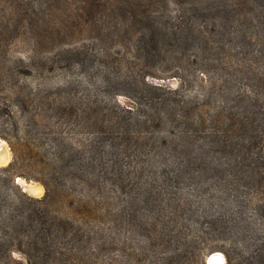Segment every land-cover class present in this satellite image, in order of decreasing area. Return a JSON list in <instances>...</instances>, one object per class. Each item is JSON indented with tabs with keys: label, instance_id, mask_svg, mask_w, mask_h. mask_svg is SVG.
Wrapping results in <instances>:
<instances>
[{
	"label": "rangeland",
	"instance_id": "374dc122",
	"mask_svg": "<svg viewBox=\"0 0 264 264\" xmlns=\"http://www.w3.org/2000/svg\"><path fill=\"white\" fill-rule=\"evenodd\" d=\"M257 91L264 99V0H0V167L13 160L8 138L47 150L58 136L84 158L99 148L84 264H208L214 252L228 264L254 213L246 200L264 205V169L249 177L264 147L241 148L240 163L234 141L208 152L214 130L200 120ZM72 164L58 170L78 198ZM23 170L33 178L15 183L45 196L52 168Z\"/></svg>",
	"mask_w": 264,
	"mask_h": 264
},
{
	"label": "trees",
	"instance_id": "16d2710c",
	"mask_svg": "<svg viewBox=\"0 0 264 264\" xmlns=\"http://www.w3.org/2000/svg\"><path fill=\"white\" fill-rule=\"evenodd\" d=\"M228 99L226 101L231 104L230 107L213 115L209 122L205 118L200 120V128L208 133L214 130L208 138V152L211 148L212 151L216 148L225 150L228 142L234 141L233 147H240V155L236 158L235 153L234 159L240 163L241 148L245 147L246 151L253 146L264 147V99L260 91L255 96L238 93ZM39 114L40 120L48 119L41 107ZM144 116L147 121L152 120L148 111ZM224 117H228L229 121L225 122ZM136 125H139V121ZM52 132L55 133L51 129L43 132L41 139L44 140L49 134L53 136ZM190 138L191 135L186 140ZM48 141L51 145L46 150L44 147L35 148L32 143L26 144L29 147H23L18 141L13 142L8 138L13 160L8 166L0 167V264H84L85 256L89 255L87 252L96 250L95 236L89 234L87 224L94 223L99 217V201L92 197L95 188L91 186L89 178L95 176L98 170L96 156L99 148L92 147L84 158V151L78 156L69 154L61 137L53 136ZM47 155H53L50 161ZM67 158L73 160L71 167L75 168L76 174L73 180L78 181L81 187L78 198L70 193L66 185L67 177H64L66 174L62 175L58 170L66 167ZM24 161L32 162L43 170L52 168L54 176L42 180L47 188L45 196L34 198L15 183L18 176L33 178L23 170ZM249 166L250 179L253 182L259 180L256 177L264 169V148ZM57 174L61 177H57ZM63 177L64 182L60 179ZM57 201L62 204L63 210L59 211L64 212L62 216L51 214L52 205ZM258 201L256 197L246 200L247 205L254 207V213L245 219V227L238 230L243 239V249L233 244L225 249L228 264H234L237 260L239 264H264V205H258ZM260 221L263 222L262 232L258 228ZM15 253L24 258H15Z\"/></svg>",
	"mask_w": 264,
	"mask_h": 264
},
{
	"label": "bare ground",
	"instance_id": "6f19581e",
	"mask_svg": "<svg viewBox=\"0 0 264 264\" xmlns=\"http://www.w3.org/2000/svg\"><path fill=\"white\" fill-rule=\"evenodd\" d=\"M8 159V154L6 152H4L3 150H0V162L2 161V163ZM30 191L33 193V195H41L43 192V187L36 185V184H32L28 186ZM215 264V263H214ZM216 264H218V260H216Z\"/></svg>",
	"mask_w": 264,
	"mask_h": 264
},
{
	"label": "water",
	"instance_id": "95a60500",
	"mask_svg": "<svg viewBox=\"0 0 264 264\" xmlns=\"http://www.w3.org/2000/svg\"><path fill=\"white\" fill-rule=\"evenodd\" d=\"M1 165V164H0ZM17 181H18V177H17ZM25 192H29V194H32V192L29 189H23ZM216 260H218V264H225L226 259L224 257V255L220 252H214L212 253L209 258H208V264H216Z\"/></svg>",
	"mask_w": 264,
	"mask_h": 264
}]
</instances>
